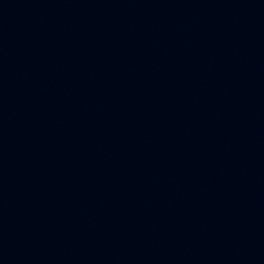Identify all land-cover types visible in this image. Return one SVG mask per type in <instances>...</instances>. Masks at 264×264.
Returning a JSON list of instances; mask_svg holds the SVG:
<instances>
[{
    "label": "water",
    "instance_id": "obj_1",
    "mask_svg": "<svg viewBox=\"0 0 264 264\" xmlns=\"http://www.w3.org/2000/svg\"><path fill=\"white\" fill-rule=\"evenodd\" d=\"M0 264H264V0H0Z\"/></svg>",
    "mask_w": 264,
    "mask_h": 264
}]
</instances>
